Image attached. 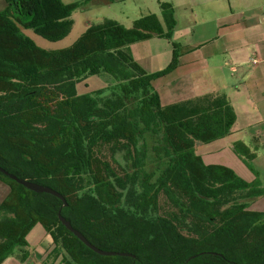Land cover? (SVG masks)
Masks as SVG:
<instances>
[{
	"label": "trees",
	"instance_id": "1",
	"mask_svg": "<svg viewBox=\"0 0 264 264\" xmlns=\"http://www.w3.org/2000/svg\"><path fill=\"white\" fill-rule=\"evenodd\" d=\"M3 1L0 167L54 189L67 206L0 172V183L9 189L0 205V264L17 253L23 262L30 258L27 237L37 225L52 239L49 256L62 264H264V214L249 211L246 202L263 197L264 189L255 183L238 192L233 186L215 197L219 182L229 181L232 172L205 165L195 153L197 142L231 133L236 114L227 95L162 105L153 86L178 65L173 6L161 3L163 21L150 14L127 28L105 20L71 46L46 50L25 30L60 42L73 30L71 15L87 0ZM155 37L172 42L173 60L167 70L150 75L130 47ZM103 74L115 82L105 91L79 94V83ZM150 134L164 136L171 160L155 182L139 160L147 153L139 142ZM234 147L239 156L254 158L243 143ZM105 148L111 160L103 157ZM119 152L134 157L132 172L115 159ZM59 213L98 249L131 256L97 254L61 223Z\"/></svg>",
	"mask_w": 264,
	"mask_h": 264
},
{
	"label": "crops",
	"instance_id": "2",
	"mask_svg": "<svg viewBox=\"0 0 264 264\" xmlns=\"http://www.w3.org/2000/svg\"><path fill=\"white\" fill-rule=\"evenodd\" d=\"M127 1L87 0L82 11ZM135 3L130 6L131 13L126 15L131 25L150 14L163 21L161 3L173 6L176 20L173 41L179 44L182 54H188L184 61L179 60L177 67L180 71L176 81L181 83L183 93L180 99L185 101L210 93L227 95L236 121L231 133L221 140L238 158L236 143H243L254 153V158L248 162L250 165L239 158L246 180L240 181L235 191L246 192L255 183L264 189V0H135ZM88 27L86 25V29ZM150 40L167 50L164 63L171 62L169 41L159 37ZM253 60L257 63L253 64ZM2 185L0 183V205L9 193ZM262 198L264 196L254 201ZM38 228L43 227L35 226L27 237L28 244ZM41 230L38 248L33 250L29 245V259L23 262L17 253L3 264H45L54 246L49 234Z\"/></svg>",
	"mask_w": 264,
	"mask_h": 264
},
{
	"label": "rangeland",
	"instance_id": "3",
	"mask_svg": "<svg viewBox=\"0 0 264 264\" xmlns=\"http://www.w3.org/2000/svg\"><path fill=\"white\" fill-rule=\"evenodd\" d=\"M81 0H62L64 4L77 2ZM138 3V2H136ZM135 0H128L126 3L122 4H115L110 6H97L95 8H90L85 11H76L71 15V19L74 21V26L71 34L60 42H49L36 34H34L31 30H25V34L32 38L36 44L46 50H59L63 48H67L71 46L76 40L86 31V25H95L103 23L105 20H116L123 26L130 28L133 25L130 22V19L126 17L128 16L133 6L136 4ZM7 4L0 0V11H3L6 8ZM175 17V16H174ZM182 20V19H181ZM167 40V39H166ZM169 41V40H167ZM171 44L172 49V60H173V44ZM177 44V43H176ZM179 45V44H178ZM154 48V50H153ZM181 48H178V65L179 60L183 58V61L186 59V53L182 54ZM131 50V49H130ZM167 50H164L163 47L158 46L156 41H146V42H139L135 46H133L131 53L133 58L140 64L145 71L152 72L157 71L155 73H148V74H158L163 72L164 70L168 69V66L171 62L164 63V57ZM168 66L165 67V65ZM178 65L172 69L171 71L167 72L163 76L158 77L153 82V86L157 91L160 101L162 105H169L174 103L182 102V91L180 86V82L176 81L177 77L179 76V69L177 70ZM162 68V69H161ZM183 69V68H181ZM115 80L107 74H103L101 76H93L89 77L84 82H81L77 85V90L79 94H87L92 91H97L100 89H104L108 87L110 84H113ZM110 91H106L104 96H109ZM225 143V144H224ZM147 147L146 157H140V163L144 166L145 172L153 176V182H155L159 176L170 166V154H168V149L166 148L164 136L158 135H147L146 141L140 140L139 147L142 146ZM250 149V148H249ZM233 149L224 142V140H218L211 143H196L195 153L200 156L205 165H213V164H221V166H225L228 168L230 172H232L231 179L227 181L225 177L222 181L219 182L215 191V197L220 196L221 194L231 191L232 187L234 186V190L236 187L239 186V182L242 180H246L244 175V170L242 168V164L239 160L250 162L251 160H247L246 156H238L235 152H232ZM251 152H253L250 149ZM103 157L106 160H111V154L108 148L103 149ZM115 159L117 162L128 171H133L134 169V157L128 154L127 152H119L115 155ZM245 161V162H246ZM116 167V166H114ZM248 173V172H246ZM2 189H9L2 185ZM3 191V190H2ZM2 193V192H1ZM166 199L163 197L161 199V205L165 204ZM246 202L249 203L248 210L251 212L263 213L264 214V198L254 201V199H248ZM164 208V207H163ZM167 209V206H165ZM40 230H35L30 237V248L37 249L38 244L41 241L40 234L43 233L44 228H38ZM36 263L35 259H32V262ZM45 264H62L61 258L58 260H54V257H48Z\"/></svg>",
	"mask_w": 264,
	"mask_h": 264
},
{
	"label": "water",
	"instance_id": "4",
	"mask_svg": "<svg viewBox=\"0 0 264 264\" xmlns=\"http://www.w3.org/2000/svg\"><path fill=\"white\" fill-rule=\"evenodd\" d=\"M0 172H2L3 174L9 176L10 179L16 181L17 183H19L20 185L24 186L25 188L34 191L36 193H47L50 195H53L59 199H61L64 202V206H67V202L65 200V198L58 193L57 191H55L54 189L47 187V186H43L34 182H30V181H26L23 179L18 178L15 175L10 174L9 172H7L6 170H4L3 168L0 167ZM59 220L61 221V223L71 232L73 233L77 238H79L88 248L92 249L94 252H96L99 255L102 256H124V257H130L131 255L128 253H120V252H115V251H103L101 249H98L97 247H95L94 245H92L79 231H77L76 229L73 228V226L71 225V223L69 221H67L62 215L61 213H59Z\"/></svg>",
	"mask_w": 264,
	"mask_h": 264
},
{
	"label": "built area",
	"instance_id": "5",
	"mask_svg": "<svg viewBox=\"0 0 264 264\" xmlns=\"http://www.w3.org/2000/svg\"><path fill=\"white\" fill-rule=\"evenodd\" d=\"M252 62H253V64H256L257 63V60H253Z\"/></svg>",
	"mask_w": 264,
	"mask_h": 264
}]
</instances>
